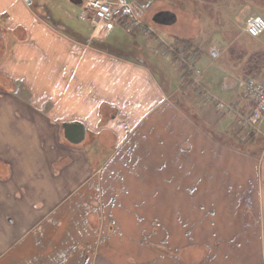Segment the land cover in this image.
Returning a JSON list of instances; mask_svg holds the SVG:
<instances>
[{
  "label": "crops",
  "instance_id": "0c3cea01",
  "mask_svg": "<svg viewBox=\"0 0 264 264\" xmlns=\"http://www.w3.org/2000/svg\"><path fill=\"white\" fill-rule=\"evenodd\" d=\"M67 1L87 17L80 0ZM240 3V10L252 6ZM53 15L45 0H0V81L6 83L0 89V264H72V253L78 256V244L90 235L86 211L80 214L77 207L95 199L101 203L95 210L102 214L97 219L102 230L112 223L120 230L130 226L134 235L144 217H136L135 224L130 207L167 206L169 190L185 191L174 203L186 211L184 218L196 232L197 224H205L198 216H208L216 206L224 223L228 204L242 207L246 226L251 224L249 208L262 217L264 146L251 153L241 145L250 133L264 131H251L236 115L217 111L203 92L248 113L252 104L238 82L247 76L244 55L264 52V31L253 37L243 30L208 45L175 31L172 41L142 36V43L123 50L105 41L116 25H96L83 36ZM234 15L224 13L222 32L233 30ZM118 24L132 36L140 35ZM168 44L191 53L202 69L197 86L188 82L178 60L165 53ZM211 47L220 57H211ZM231 48L245 54L236 57ZM252 76L264 81V68ZM65 122L82 123L84 141L75 145L64 137L67 143L58 146L57 137L41 130ZM109 176L111 196L104 187ZM254 223L255 232L260 223L264 247V222L257 216ZM101 233H95L96 239ZM88 253L81 264H89Z\"/></svg>",
  "mask_w": 264,
  "mask_h": 264
},
{
  "label": "rangeland",
  "instance_id": "374dc122",
  "mask_svg": "<svg viewBox=\"0 0 264 264\" xmlns=\"http://www.w3.org/2000/svg\"><path fill=\"white\" fill-rule=\"evenodd\" d=\"M80 1L84 4V8H86V2ZM133 1L142 11L143 21L147 24L149 23L155 30L156 33L153 37L164 42L172 41L175 31H180L181 34L191 35L193 40L204 41V45H208L211 41L214 43H222L223 40H226V37L233 34L236 36L243 34L245 20L248 16L260 14L264 18L262 14L264 12V4L250 2L249 0ZM241 1H249L252 3V6L240 10ZM45 4L54 14V18L61 20L74 33L88 36L92 29L94 30L96 27V24L92 22L88 15L86 18L82 17V11L78 5L72 4L67 0H45ZM41 7L43 8L45 6L42 5ZM161 9H170L175 12L178 16L177 22L171 25H158L154 23L152 18L154 14ZM40 10L42 9L40 8ZM229 11L235 14L233 17L235 26H233V30L226 33L222 32V30L225 29L222 26L226 23L224 13H230ZM105 41L109 44L120 46L124 50L135 41L142 43L144 40L142 36H132L124 27L116 24ZM169 47L183 53V55L188 53L183 47L180 48V46L168 44L164 50L166 54L170 53ZM231 49V51L236 54V57H243V54H245L243 52L239 53L238 49ZM188 55L191 56V53H188ZM250 56L251 55H247V57H245L244 55L243 60H249ZM181 66L184 68L188 82L191 81L189 71L182 64ZM3 85H6V83L1 80L0 89ZM260 129L264 131V124H262ZM41 130L45 132V136L50 135L57 137L58 142L60 141L58 146L67 143L63 136L62 127L59 126L56 129L45 127ZM255 134H249V136H253L247 138V141L241 145L243 150L251 153H256L261 150L264 146V134L257 133V136H255ZM258 138L261 140H257ZM0 150L2 149L0 148ZM9 162L11 163L14 161L9 160ZM98 162L99 161H96V164H98ZM93 164H95V162ZM105 180L104 187L108 190L107 195L111 196L114 194V186H112L111 182L112 177H105ZM246 187L247 186H245L244 189ZM173 188L175 187H170L169 189L174 190ZM184 192L185 191L180 190L167 191L166 194L169 203L167 206L154 202H152L153 204L150 207H144L142 205L131 206L130 217L134 220L135 224H137L136 217H144L143 223L137 224L139 227L137 235L132 234L135 232L130 230V226L126 229L127 231L129 230L130 233L125 234L126 230H120L118 226L112 223L104 225L102 230V224L97 220L102 214L95 210L97 205H101V203H99L100 201L96 199L84 201L82 203L83 205L77 208L81 211L80 214L84 215L86 211L84 216L87 217V223L85 226L90 231V235L84 245H81V243L78 244L80 245V251H76V253L79 255L74 256V252L72 253V264H81L84 261L83 258L85 257L83 254L86 250L89 252V264H105L103 261L105 259H107V263L112 264H264V247L261 245L259 238L260 223H258L257 232H255L257 225L254 223L255 220L257 222V216L258 222L259 220L264 222V210L262 217H260L257 210L256 216L254 206V209L249 208L247 210V224H251L246 226L242 223L241 215L243 214L244 216V210L242 209L241 211L242 207L235 210L228 204L225 210L228 211L229 217L224 223L219 215V212L222 213V209L216 206L212 208L215 212H210L208 216H198L205 224H197L198 232H196L195 225L189 223L188 220L184 218L188 216V214L185 213L186 211H179L174 203L176 198L181 199V197H183ZM250 194L255 196L254 191H250ZM124 196L126 197L125 200H127V198L130 200V197L127 195ZM235 198L236 194L232 193L231 199L235 200ZM214 200L215 197H213L212 201ZM107 201L108 199L106 203H113L111 202L112 200H109V202ZM128 205L130 206V204ZM105 208L107 209L108 206L105 205ZM184 208L189 210L186 206ZM98 209L100 210V208ZM205 210H207V208ZM124 212L127 213L126 211ZM202 212L203 210H200V214H202ZM107 213L110 214L109 211ZM105 215L108 216L106 213ZM117 215L118 213H114L115 218ZM235 216L236 219H234V223L232 224L231 218ZM223 224L229 229L226 228L223 230ZM109 228L110 230L112 229L114 234L109 231ZM99 231H102L101 234L103 237L96 239L95 233ZM107 236H109V238H107ZM107 242H110L113 247L111 245L107 246ZM104 243L105 246H101Z\"/></svg>",
  "mask_w": 264,
  "mask_h": 264
},
{
  "label": "built area",
  "instance_id": "2783aa9c",
  "mask_svg": "<svg viewBox=\"0 0 264 264\" xmlns=\"http://www.w3.org/2000/svg\"><path fill=\"white\" fill-rule=\"evenodd\" d=\"M89 18L97 26L100 24L112 28L120 23L128 30L136 31L143 37H153L156 33L151 25L142 19V11L133 0H84ZM244 30L253 37H259L264 31V18L260 15H250L245 20ZM170 53L180 64L189 71L191 83L199 84L202 71L195 66L194 60L188 53L175 51L170 48ZM210 55L213 59L219 56L216 48H210ZM245 96L252 104L248 113H243L234 105L227 103L204 91L205 97L214 104L217 111L223 114L236 115L240 123L247 129L260 132V126L264 124V81H257L254 76H245L238 82Z\"/></svg>",
  "mask_w": 264,
  "mask_h": 264
},
{
  "label": "water",
  "instance_id": "95a60500",
  "mask_svg": "<svg viewBox=\"0 0 264 264\" xmlns=\"http://www.w3.org/2000/svg\"><path fill=\"white\" fill-rule=\"evenodd\" d=\"M28 4L31 0H25ZM152 21L158 25H171L176 21V15L171 11H159L154 14ZM65 139L71 144H80L85 139V126L80 122L62 123Z\"/></svg>",
  "mask_w": 264,
  "mask_h": 264
},
{
  "label": "trees",
  "instance_id": "16d2710c",
  "mask_svg": "<svg viewBox=\"0 0 264 264\" xmlns=\"http://www.w3.org/2000/svg\"><path fill=\"white\" fill-rule=\"evenodd\" d=\"M249 1L254 3L264 4V0H249ZM263 68H264V52H258L249 57V60L245 65L244 71L246 75L252 76L257 74Z\"/></svg>",
  "mask_w": 264,
  "mask_h": 264
}]
</instances>
